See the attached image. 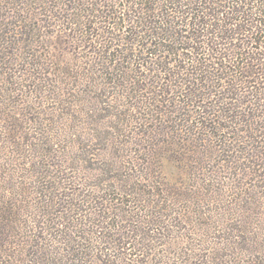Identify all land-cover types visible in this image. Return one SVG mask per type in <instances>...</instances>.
I'll list each match as a JSON object with an SVG mask.
<instances>
[{
    "label": "trees",
    "instance_id": "trees-1",
    "mask_svg": "<svg viewBox=\"0 0 264 264\" xmlns=\"http://www.w3.org/2000/svg\"><path fill=\"white\" fill-rule=\"evenodd\" d=\"M0 2V9L12 18L0 20V86L4 84L5 87H0V130L5 131L3 140L8 143V148L3 149H10L8 153L13 158L11 160L20 162L19 171L32 173L30 176L35 184V191H29L30 195L27 197L22 198L21 193L17 192L20 197L17 199L18 206L2 195L3 192L10 191L9 186L0 190V264H10L2 260V255L9 251L8 244L12 237L19 250L23 251L27 246L30 248L28 254L31 256V264H142L141 260L127 259L125 254L120 257L107 253L112 248L116 249L121 245L124 249L127 244H131L126 239L132 235L126 232L125 236L119 230L115 233L116 226L120 225L128 232H133L137 227L139 238L136 235L133 238L137 239L135 244L140 246L141 241L146 239L140 233L145 217L149 218L148 222L152 225L162 227L159 220L169 219L168 209L172 205L175 207V224L186 223V220L196 224L199 220L193 215H206L209 210L204 211L203 204L208 197L213 199L222 196V191L228 193L230 198L227 212H237L241 228H250L253 220L248 213L264 208V0ZM57 27L61 28L59 33L47 35L49 30L54 32ZM76 48H82L87 57L100 54L98 58L94 57L95 65L100 67L97 66L98 70H94L93 65L87 62L84 70H79L80 74L76 68L63 67L65 78L68 77L69 80H60L61 86L55 85L53 82L63 79V72L55 69L56 73L50 77L54 65V55L51 53L56 51V58L64 57L69 51L74 54ZM50 54L53 56L48 64L46 55ZM124 63L129 66H124ZM135 65L147 72L143 79ZM43 84L57 87L58 92L44 90L42 86L46 85ZM68 84L73 88L70 89L73 98L79 93L93 92L97 95L92 108H89L90 115L87 108L74 110L71 105L67 116L82 117L84 124L90 119L95 130L91 137L83 133L82 128L76 129L81 124L80 120H77L75 130L66 133L69 141L63 139L61 133L57 137H45L43 133L27 128L26 124L38 122L30 117L36 113V109L24 103L20 109L25 116L24 121L15 118V107L11 108L18 92H15V87H32L29 95L35 99H41L44 91L56 93L53 98L57 99L59 95L64 97L65 85ZM127 84L130 85L129 90L126 89ZM111 88L114 90L109 95L108 89ZM5 92L8 94L4 95ZM70 94L66 90V95ZM166 94H173V105L168 103L169 99L162 98ZM124 98L130 100L128 108L120 109L119 101ZM165 104L169 110L164 111ZM75 106H78L77 103ZM104 112L108 113L107 117L101 116ZM172 113L173 126H166L160 119H154L155 115L161 118ZM142 114L145 119L142 123L144 130L136 137V145L141 144L144 134L151 142L157 141L156 145L151 143L155 149L149 152L150 162L145 159L146 163L142 167L138 163L140 157H137L138 161L135 158L125 162L113 159L103 161V167L95 169L98 173L92 177L97 182L92 187L97 196L93 192L84 195L82 189L71 186L69 179L59 176L61 170L58 167L61 165L52 163V160L60 159L57 153H61V159L67 156L71 157L72 162H87L86 156L90 158L97 155L91 152V147L104 143V140L109 141L104 144L113 146L110 143L112 138L99 136V128L106 125V129H112L108 130L109 134L122 136L127 129L125 120H139L137 115ZM106 118L111 120V125L103 123ZM148 119L151 121L148 122ZM158 135L173 140V151L165 148L171 142L168 139H157ZM61 137L63 143L73 145L69 150L74 149V152L54 148ZM33 140L37 141L34 145ZM113 150L119 153L117 147H113ZM203 151L209 153L210 161L212 153L216 156L218 152H226L229 154L227 162L235 160L240 163L238 169L240 166L244 167L242 174H233L229 177V183L220 185L219 177L223 173L220 166L223 167L225 162H211L206 168V163L210 162H201ZM70 152H73L72 155ZM139 152L142 153L141 150ZM38 158L41 162L36 161ZM89 158L88 161L91 160ZM155 161L173 162L176 177L172 187L167 186L164 180L158 182L153 178L160 177L158 173L161 170L159 168L155 175L156 171L151 169ZM38 162L41 163L39 166ZM13 164L16 165L15 162ZM17 176L24 181L20 187L22 189L27 184L24 175ZM44 181L48 182L47 185ZM64 181H68L70 186H64ZM157 183L161 186L160 194L155 191ZM87 186V183L83 185ZM67 188L70 191H66ZM63 191L68 194L62 193ZM95 198L102 200L98 212L93 208L103 221L95 224L98 229L91 230V221L74 219V216L79 214L85 217L80 215V211L89 209L86 203ZM81 200L82 203L84 200L87 202L81 204ZM183 200L187 204L182 205ZM25 202L31 205L28 204L31 210L34 206L36 212L30 211L29 216L24 213L20 215L26 207ZM103 203L108 204L103 207L112 216H104ZM165 211L167 212L164 214ZM140 212L142 214H138ZM19 217H27L26 220L32 223L27 227L31 228L28 234L33 233L27 235L32 240L31 243L22 236ZM57 217L66 218L63 225L69 223L71 228L84 226L77 232L81 241L75 245V239L71 236L73 230L66 226L65 230L60 229L58 234H54L61 237L60 244L63 247L46 253L41 245V235L45 232L52 233L51 224ZM112 218L118 220L113 219L114 231L111 234V225L104 226V223ZM89 234L101 235L98 236V241L95 240L98 245L101 243L100 246L93 245ZM197 235L200 236L196 239L199 242L197 246H202L205 236L202 233ZM109 243L114 247L101 248V245ZM138 246L133 245V248L139 250ZM96 248L100 250L99 255H96L98 257L93 255ZM47 254L51 255L50 260ZM207 258L208 256L204 261L206 264ZM210 259L211 257L209 261Z\"/></svg>",
    "mask_w": 264,
    "mask_h": 264
},
{
    "label": "rangeland",
    "instance_id": "rangeland-1",
    "mask_svg": "<svg viewBox=\"0 0 264 264\" xmlns=\"http://www.w3.org/2000/svg\"><path fill=\"white\" fill-rule=\"evenodd\" d=\"M0 5H2L1 2H0ZM10 19L12 18L9 16V14L7 13L5 14L3 10L0 9V20L7 21ZM59 30H61V28H58V27L56 28V30H54V32H51V30H49L47 32V35H50V33H59ZM52 39L56 41L55 38H52ZM55 46H57V44H55ZM82 50H83L82 48L81 49L76 48V52L74 54H72L73 51H69V53H66L64 57L59 56L58 58H56L55 56L57 54L56 51L51 53L54 55V57H52V61L54 65L52 66L53 70H52V75L50 77H52L53 74L56 73L57 69L59 72H63V75H61L63 79H57V83L53 82L55 83V85L61 86L60 80H63V81L65 79L69 80L68 77L65 78L66 75H65V70L63 69V67L71 66V68H76V70L79 73V70L82 68V71H83L84 67H86L85 64L89 62L91 65H93L94 70H98L97 66L100 67V65L98 64L95 65L94 57L98 58L100 54H97V53L91 54V57H87V55L85 56V53L84 51L82 52ZM51 54L48 56L46 55L47 63L49 62V59L51 58V56H53ZM78 56L79 58H77ZM96 61H98V59ZM94 65L96 67H94ZM124 66H129V64L124 63ZM135 67H137L138 74L141 75L143 79V77L147 75V72L143 68H140L138 65H135ZM98 75H100L99 71H98ZM151 81H152V78H151ZM68 83L70 82L68 81ZM141 83L145 84L143 80H141ZM3 85H1L0 87L5 88ZM43 85H46V84H43ZM42 87L44 88V90H51V91L53 90L55 92H58L57 87L56 88L50 87L48 84ZM129 87L130 85L128 86L127 84L126 89L129 90L128 89ZM15 88L17 89L15 92L17 91L18 92L15 95L14 104L13 106H11L12 109L15 107V111H14L15 118L18 120L21 119L20 121H24L25 116L20 110L23 108L22 106L23 103L29 106H32L34 110L36 109L35 110L36 113H40L38 115L35 113L32 116H30L33 120H36L38 123L32 124L30 122L31 124H26L27 128L28 127L33 128L37 133H43V136L45 137H57L56 135L58 133H61L63 139H67L69 141L70 138H68L67 135L71 133L73 129L75 130V124L77 123V120H80L81 124L76 126V129L82 128L83 133L88 134L89 137H91L90 136L91 134L94 135V132H95V130H93L94 124H92V121L90 119H87L88 123L84 124V121H82L83 120L82 117L77 118L74 116L72 118H69L67 116L70 112L71 105H73L74 110H86L87 108L88 115H90L91 113L89 111V108H92L93 101L97 97L95 93L93 92L79 93L73 98V96H71L73 95V93L71 92L70 94V89H73V88H71V84H68V85H65V90L63 89L65 92L64 97H62V95H59V97L55 99L53 97L56 96V93L52 94L50 92L44 91V94L41 99H35L33 96L29 95V89H31L32 87H20L19 86ZM66 90L69 92L70 95L68 96L66 95ZM112 90H114V88L108 89L109 95L110 93L112 95ZM3 91H7V90H3ZM123 92L125 93V91ZM6 94H8V92L4 93V95ZM162 98L169 99L168 103H171L173 105V94L172 95L166 94L162 96ZM136 99L138 101V97ZM127 101L128 103H126ZM129 102L130 100L128 98H124L120 100L119 101L120 109L128 108ZM75 103H77L78 106H75ZM142 104H145V103H142ZM168 106L170 105L168 104ZM165 110H169V108H167V104L164 105V111ZM148 112L149 111H147V113ZM18 113H22V114L18 115ZM102 115L103 117H107L108 113L104 112L103 114H101V116ZM137 116L139 117V120L134 119V118L125 120L124 123H126L127 129H126L125 135H122V136L115 135L114 133L109 134V131L112 129H108V128L106 129V125L99 128L101 132L99 136H103V137L105 136V137H108V139L112 138V142L110 143L113 146L110 147L109 144L108 145L104 144V143H109L108 140H104V143H100L101 142L100 141L99 142L100 144H97L95 147L90 148L91 152L97 154L96 157H93V156L90 157L91 158L90 161H88L89 157L86 156L85 158H87L86 159L87 162H80V163L72 162L71 157L65 156L64 158L61 159V153H57V156L58 157L60 156V159H54L52 160V163L61 165L60 167H58V169L60 168L61 170V173L59 174V176H63L64 179H69L68 181L70 182L71 186L76 187V189H82V191L84 192V195L91 194L92 192L95 194L94 192L95 188H92V187L96 186L97 182L92 177L95 173H98V171L95 169H99L103 167V161L108 160V159H113L118 162L119 161L125 162L126 160L130 161L131 159H134V158L137 159L138 161L139 159L137 157H140L141 160H139L138 163L141 164L142 167L144 166V163H146L145 159H148L150 162L149 152L151 151L153 152V149H155L153 148L151 143H155L156 145L157 141L154 140L155 142H151V140L144 134L141 144L136 145V137H139L140 133L144 130V128L142 127L143 126L142 123L145 120L143 114L137 115ZM154 119L155 120L160 119V122L166 126H170V125L173 126V113L169 114L168 116L167 115L162 116L161 118L155 115ZM110 121L111 120L109 118H106L105 120H103V123L107 125H111ZM150 121L151 120L148 119V122ZM154 121L152 122L154 123ZM79 131H81V129ZM159 133L162 134V132H159ZM5 135H6L5 131L1 129L0 130V141H2V144H0V190H4V188H7L9 186L8 188H10V191L8 193L3 192L2 195L3 197L7 198V200L10 199L14 201L16 205L18 206L17 199H20V197H18L17 192L21 193L20 196H22V198L27 197L30 195L29 191L30 192L35 191V189H33L34 188L33 186L35 184L32 180V177L30 176L32 175V173L22 171V170L19 171L20 162L18 163L17 161L14 160L16 165L13 164L14 162L11 160L13 158L8 153L10 149L8 151L3 149V147H5L6 149L8 148L7 146L8 143H6L5 140H3L5 138ZM38 135L39 134H37V136ZM96 136H98V134H96ZM21 137H23V134H21ZM62 137L59 142L58 141L56 142V145L54 146V148L60 149V151H62L63 149L69 150L70 147L73 145L72 144L66 145L65 143H63ZM157 139L162 140V139H168V138H165V136H162V135H158ZM168 140L169 142H171V145L165 146V148H170L171 151H173V144H172L173 140L171 139H168ZM34 143H37V141L33 140L32 144L34 145ZM113 147H117L119 149L118 154L115 153V151L113 150ZM73 150L74 149L69 150V151H73ZM78 150L80 151L81 149H78ZM140 150L142 152L141 154L139 152ZM37 151H39V148H37ZM72 153L70 152L69 154L72 155ZM211 155H212V161L209 160V153L206 151H203V153L201 154L200 160L203 163L210 162V163H206V166H207L206 168H208L211 162L215 164L219 162L221 163L222 161L225 162L223 163V167L220 166L221 170H223V173H221L219 177L220 185L229 183L230 181L229 177H231V175L242 174L244 167L240 166V168L238 169V165H240V163L235 162V160L232 162H227V158L229 154H227L226 152H222V153L218 152L216 156H215V153H212ZM40 158H38V160L36 159V161L41 162ZM39 162H38V166L39 164H41ZM26 168L28 167L26 166ZM159 168L161 170H159ZM151 169L153 171H156L155 175L159 170L158 175L160 177L158 176L153 177L155 178V180H157L158 182L164 180V183L168 184L167 186L172 187L173 179L176 177L175 175L176 169L173 168V162L171 161L156 162L155 161ZM23 172L24 173L26 172V173L23 174ZM246 173L244 175H247ZM17 174L21 176L24 175L23 176L24 180L27 183L23 185L22 189H20V187L22 186V183L24 181L22 179H19ZM53 174L56 175L55 172H53ZM132 174L135 176L137 175L135 173H132ZM145 177H148V176H146L145 174ZM162 177H164V179ZM241 177L243 178V176ZM205 180L206 179H204V181ZM68 181H64L63 185L69 187L70 185ZM47 183H48L47 181H44L45 185H47ZM86 183L88 184V186L83 187V185H86ZM206 183H208V180L206 181ZM256 185L258 184L256 183ZM162 186L166 188L164 185ZM68 189L69 188H67L66 191H70ZM20 190H23L24 194L22 193V191L20 192ZM155 191L159 194L161 193V186L158 183L155 184ZM62 193L68 194L64 191ZM95 196H97V194H95ZM85 200H88V199H85ZM85 200L83 202L84 204L87 202ZM229 200L230 198L228 196V193H226L225 191H222V196L220 197H215L213 199H209L208 197L206 202L203 204V208H204V211L208 212L209 210V212L204 216H198L194 214L193 215L194 218L199 220L196 222V224L190 223L189 220H186L187 221L186 223L180 222L181 224H178V225L175 224L173 222V217H174L173 209H175V207H173L172 205L168 209L169 219L165 218L166 216L162 215L166 220H162V219L159 220V223L162 225V227L159 225H152L150 222H148L149 218L147 219V217H145V222L143 223V226L141 228L142 230L140 231V233L144 234L146 239H143L141 241L140 246L135 244V241L139 238L138 237L139 230L137 227L133 229V232H128L127 229L121 228L120 225L116 226L115 233H117V231L119 230V231H123V233H125V236H126V232L129 235H132L131 238L126 239L127 241H131V244L130 245L127 244L124 247V249H122L120 245V247H115L117 250L112 248V251L108 250L107 253L111 254L110 256H112L113 254H116V255H120V257L122 256L124 257V254H125V257L127 259H138L142 261V264H200V263L206 264V262L204 261H205V257L207 256H208V258L206 259L208 261L207 264H264V208L260 207L257 210H255V212L248 213V215H251V219L253 220V223L251 222L252 225L250 226V228L242 229L239 224V220L241 219L238 216V213L235 211L227 212V209L229 206V203H228ZM100 202H102L100 198L99 199L95 198L93 200H90L89 203H86L89 205V209H86V211H83V212L80 211L81 212L80 215H85V217L79 216L78 214L74 216V219L78 218V219H82V221H85V220L91 221L93 224L89 223L90 224L89 229L91 230L98 229V227L95 224H101L100 221H103L102 217H98L96 215L98 212L97 210H99V207H101ZM181 202L183 203L182 205L187 204L186 201L184 200ZM83 203L81 200V204ZM172 203H173V199H172ZM28 204H29L28 202L24 203L26 207H24L23 211L20 212V215L24 213L26 214V216H29L31 212L32 213L36 212L35 209H33L34 206L32 207V210H31V208L28 207ZM20 205H23V204H20ZM107 205H108L107 203H103L102 209L104 210L103 206H107ZM178 205L180 204L178 203ZM93 207H95V210L97 212L94 211ZM180 208L183 209L182 207ZM176 209L177 211H180L179 207H176ZM102 212L104 216H107V215L112 216V214H110L108 210H104ZM156 212L158 213V209H156ZM166 212L167 211H165L164 214ZM138 214H142V213L140 212ZM14 218L16 219L15 216ZM19 219H21L19 224L21 225L20 227L22 229V236L23 237L25 236L26 239L29 241V243H31L32 240L29 239L27 235H32L33 233L28 234L31 228L29 229L27 227H29L32 223H29V221L26 220L27 217H23V218L19 217ZM113 219L115 218L106 220L107 223H104V226H106V224L107 226L111 225L110 233L114 231L113 230L114 228L112 226ZM115 220H118V218ZM65 222H66V218L57 217V219H54V223L51 224L52 233L49 234L45 232L44 234L41 235L42 237L41 245L44 246V250L46 253L50 252L48 250H52V249L58 250L60 247H63L62 244H60L61 237L54 235V234L55 233L58 234V231L60 229L65 230L66 226H69L71 228L69 223L63 225V223ZM59 223H62V224H59ZM123 225L125 226L126 223H123ZM83 227L84 226L82 225L81 226L77 225L76 229L71 228L73 230V233L71 234V236L73 239H75L74 240L75 245L76 243L78 244V242L81 241V239L78 237L79 233L77 232L80 231ZM86 228L87 227L85 226V229ZM102 231H104L103 233L106 232L105 229H103ZM103 233L102 235H104ZM199 233H202L205 236L203 237L202 246H199V245L197 246L199 242L196 239L198 237L200 238V236L197 235ZM135 235L137 239L133 238ZM10 236H12V232L10 233ZM89 236L91 235L89 234L88 237ZM98 236H101V235L96 234V235L91 236V238L93 239V245L97 247L100 246L101 244L99 243L98 245V243L95 242V240L98 241L99 239ZM119 240L124 241V239H119ZM9 242H10L8 244L9 251L2 255V260L8 261L10 264H31L30 263L31 256L28 254V250H30V248L27 246L25 249H23V251L19 250L18 248L15 247V238L13 237L9 240ZM133 245H135L136 247L138 246L139 250H137L136 248H133ZM110 246L114 247V245H110L109 243V244L101 245V248L110 247ZM128 247L130 249H128ZM99 251L100 250L97 248L94 249L93 255L95 256L99 255L98 254ZM104 251L106 253V250ZM25 253H27V255H24ZM215 256L217 258H215ZM59 257L63 259L61 255H59ZM209 257H211L210 259L211 261H209ZM47 258L50 260L52 257L51 255L47 254Z\"/></svg>",
    "mask_w": 264,
    "mask_h": 264
}]
</instances>
